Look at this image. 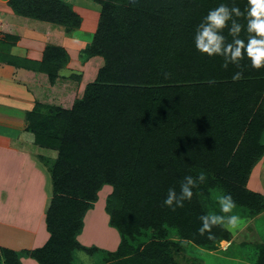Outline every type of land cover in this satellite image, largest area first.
Returning a JSON list of instances; mask_svg holds the SVG:
<instances>
[{
	"label": "trees",
	"instance_id": "trees-1",
	"mask_svg": "<svg viewBox=\"0 0 264 264\" xmlns=\"http://www.w3.org/2000/svg\"><path fill=\"white\" fill-rule=\"evenodd\" d=\"M94 1L100 24L83 53L103 58V67L71 110L49 107L44 114L41 106L29 115L37 145L58 151V158L50 168L53 197L46 212L51 237L26 254L39 264H87L83 254L99 256L94 264H179L187 242L215 250L232 237L222 225L212 227V239L199 232V217L211 213L206 204H217L216 190L230 193L250 217L264 212V196L247 187L264 158V68H252L245 57L241 67L224 69L222 57L196 50L194 35L209 10L226 3L244 12L248 0ZM7 4L16 15L67 32L82 23L63 0ZM238 20L246 27V18ZM5 39L0 63L47 73L52 84L69 61L56 46L45 49L42 62L25 60L13 54L19 38ZM241 70L243 77L233 81ZM201 170L208 180L194 189L192 201L175 211L163 206L170 187L179 192L183 177ZM106 185L113 187L106 212L121 236L114 253L77 240ZM254 247L253 264H264V244ZM20 257L0 250L4 264H21Z\"/></svg>",
	"mask_w": 264,
	"mask_h": 264
},
{
	"label": "crops",
	"instance_id": "crops-1",
	"mask_svg": "<svg viewBox=\"0 0 264 264\" xmlns=\"http://www.w3.org/2000/svg\"><path fill=\"white\" fill-rule=\"evenodd\" d=\"M66 2L72 5L71 2ZM3 5L6 8L4 12L7 13L8 22L13 25L22 23L28 26L25 30L18 31L17 35L11 34L19 38L13 49L15 54L28 61L42 62L45 49L48 46H56L62 48L69 56L67 65L59 70V76L54 84L50 82L47 73L0 63V250L20 253L21 264H39L36 259L26 253L43 248L50 240L51 234L47 228L46 212L52 199L49 189L51 187L53 194V188L50 174L46 173V169L41 164L45 161L40 156H44L43 151L47 150L37 147L35 135L27 130L29 115L34 112L37 103H43L37 100H40L44 94L38 95L33 82L36 78L35 73L46 75L49 78L45 99L51 98V93L56 94L60 89L68 91L72 84L68 83L67 75L73 69L74 63H77V56L80 53L76 48L86 43L87 40H81L79 35L81 32L78 30L80 27L76 29L77 31L68 33L61 26L16 15L8 6L7 0ZM38 29H43V32H39ZM44 31H48V35ZM82 36L86 37L85 34ZM39 47L43 48L40 50ZM100 58L93 57L85 61L82 66L84 71L81 73L82 82L87 77H89L88 83H91L90 79L92 82L96 79L100 70L97 71L98 66L102 68L104 64L103 59ZM101 61L103 64L99 65ZM92 64L96 65L94 71L91 69L88 72ZM73 73L76 72H71V75ZM36 82L38 83L37 79ZM37 95L40 97L37 98ZM76 97L77 92L72 103L81 98L76 99ZM44 105L47 104L44 102ZM36 158L41 162L38 163ZM263 172L264 158L253 170L247 184L251 191L262 196H264ZM107 191L99 195L94 208L87 212L84 217L83 230L77 240L84 247H96L114 253L121 244V236L117 229L111 227L110 216L105 209ZM240 223L237 227L228 226L232 237L229 242L225 241L227 247L221 255L222 263L249 264L240 255V251H244L242 243L254 245L257 241L253 234L248 236L249 242L246 238L239 239V230L243 229ZM1 263L4 264V260H1Z\"/></svg>",
	"mask_w": 264,
	"mask_h": 264
},
{
	"label": "clouds",
	"instance_id": "clouds-1",
	"mask_svg": "<svg viewBox=\"0 0 264 264\" xmlns=\"http://www.w3.org/2000/svg\"><path fill=\"white\" fill-rule=\"evenodd\" d=\"M247 20L246 27L238 18ZM227 29V35H225ZM247 32L243 38L241 33ZM231 37L229 40L228 37ZM194 44L198 52L207 54L208 57L220 56L223 58L222 67L228 69L229 65L241 67V61L247 57L251 67L264 68V0H248V6L244 12L236 6L220 3L217 7L208 11L203 20L196 26ZM165 78L169 73H165ZM244 75L243 70L233 73V81L240 80ZM210 83H215L211 80ZM208 173L201 170L196 176L185 175L180 181L179 192L175 187H170L163 199V206L175 211L183 208L186 201H192L194 189L207 183ZM219 205V213H208L199 217L202 226L199 228L201 235L209 233L212 239L211 229L215 225L235 227L239 217L231 214L236 207V202L230 193L222 192L215 196Z\"/></svg>",
	"mask_w": 264,
	"mask_h": 264
},
{
	"label": "rangeland",
	"instance_id": "rangeland-1",
	"mask_svg": "<svg viewBox=\"0 0 264 264\" xmlns=\"http://www.w3.org/2000/svg\"><path fill=\"white\" fill-rule=\"evenodd\" d=\"M72 3L73 6V10L82 18V23L81 26L78 30H80V37L81 40L86 39L87 42L84 43L83 45H81L79 48H76L77 45L75 46V48L77 50H79V55L77 57H75L78 61L77 63H74V65L72 66V70L71 72H76L73 73L71 75V72H69L68 76V83L71 82L70 84L71 87L68 91H66L65 89H60L56 94L51 93L52 97L51 98H46L47 94V86L49 85V78L46 75H42V74H37L35 73V81L33 82V87L34 89H36L38 91V95L44 94L43 96H41L40 100H37L38 102H43V103H37V105L34 108V111H36L38 108H44L43 111L44 114L46 113V110H48L49 107H59L62 108L64 110H71L75 104V102L77 100H75V102L72 103V99L75 96V93L77 92V97H81L80 99H82V97L84 96L85 90L87 88V85L89 84V77H87V79L83 80L82 82V74L84 71L82 69V66L84 65L85 61H87V57L83 54H81L82 51L87 50V48L91 45L94 36L97 32V29L99 27L100 24V19H101V7L100 5L95 2L94 0H66ZM6 2V0H0V39L8 42L5 39L6 35H11V34H18V31H20L21 29L25 30L28 26L22 24V23H16V25L11 24L10 22H8V19L6 18L7 13H5V7L3 5V3ZM8 2V0H7ZM37 24V22H36ZM19 27V28H18ZM35 31V30H34ZM39 32H43V29H38ZM69 31L68 33L73 32ZM77 31V30H75ZM46 32V35H48V31H44ZM23 33V32H22ZM55 33V32H52ZM21 34V32L19 33ZM24 34V33H23ZM82 34H85V36H82ZM23 37V35H20ZM88 36V37H87ZM19 41V40H18ZM57 41V40H54ZM43 44H45L43 42ZM17 45V42H16ZM40 48V47H39ZM43 47L40 48V50ZM75 49V50H76ZM13 54L15 56H19L17 54H15L13 52ZM103 59V58H100ZM104 61V60H103ZM3 64H7V63H3ZM103 62L101 61V63H99V65H102ZM104 65V64H103ZM96 65L92 64L90 65L89 71H91V69H93L92 71H94V67ZM103 67V66H102ZM99 66L97 68V71L99 70ZM96 75V74H95ZM72 78H71V77ZM36 79L38 81V83L36 82ZM92 79H90V82ZM86 83H85V82ZM88 83V84H87ZM43 85V86H42ZM75 87V88H73ZM46 94V95H45ZM37 95V98L40 97ZM55 96V97H53ZM43 97V99H42ZM78 99V100H80ZM61 101V102H60ZM47 104L46 106L44 105ZM52 106H50V105ZM54 105V106H53ZM56 105V106H55ZM60 105V106H57ZM29 121V118H28ZM47 126L50 127L51 125H53L54 123L51 120H47ZM30 123V121L28 122V124ZM29 127V125H28ZM28 130V128H27ZM35 144L36 143V138H35ZM39 145H37L38 147ZM40 148V146H39ZM42 148V147H41ZM47 151H43L44 152V156H40L45 162H41L40 160H38V158H36V161L38 163L41 162V164L44 166V169H46V173L50 174V168H52L53 163L56 161V159L58 158V151L56 150H51L48 148H43ZM41 166V167H43ZM51 177V174H50ZM262 177L264 180V172L262 173ZM110 187V189H109ZM109 190V191H107ZM107 191L106 194V199H105V209L107 207V202L110 198V196L113 193V187L106 185L103 187V189L98 193V196L100 194H104V192ZM48 192V191H47ZM52 189L50 187L49 189V193L51 195H53L52 193ZM224 192L223 190L219 189L216 190L214 192V199L216 195H219L220 193ZM50 195V197L52 198V196ZM216 200V199H215ZM50 201V200H49ZM215 205V204H214ZM206 206L210 209L211 213H218L219 211V205L218 203L213 206L211 203H207ZM231 214L237 215L239 217L237 225L240 223V221L242 223L241 227L243 229L239 230V239L243 240V238H246V241L249 242L248 236L252 235L255 237V240L257 241V243H255L256 245H263L264 244V212L255 216V217H250L248 212L246 210H244L243 208H239V207H235V209L233 210V212ZM251 219V221H250ZM236 225V227H237ZM92 226V225H91ZM90 226V228H91ZM226 227V229L230 232V230L228 229V226L224 225ZM231 233V232H230ZM253 237V238H254ZM245 241V240H244ZM229 242V241H226ZM251 245L248 243H242V248L244 249V251H240V255L243 259L246 260V262H248L249 264H253V262L256 260L258 251L257 249L254 247L256 245ZM185 248H184V252L182 257H177L176 260H178L179 264H220L222 263V259H221V255L223 250L227 247L225 240L221 241L218 246L217 249L215 250H207L205 248L202 247H198V246H194L193 244L187 242L184 244ZM230 250V248H229ZM225 254V253H224ZM105 257L103 258H107L105 254H101ZM99 257V256H98ZM98 257H92V256H87L85 254H83L82 256H80V260H82L83 262L87 263V264H94L95 262L97 263L98 261H100V259ZM223 257V256H222ZM177 262V263H178ZM225 264V263H222Z\"/></svg>",
	"mask_w": 264,
	"mask_h": 264
},
{
	"label": "built area",
	"instance_id": "built-area-1",
	"mask_svg": "<svg viewBox=\"0 0 264 264\" xmlns=\"http://www.w3.org/2000/svg\"><path fill=\"white\" fill-rule=\"evenodd\" d=\"M1 21V20H0Z\"/></svg>",
	"mask_w": 264,
	"mask_h": 264
}]
</instances>
